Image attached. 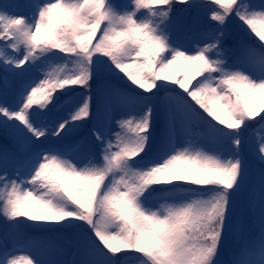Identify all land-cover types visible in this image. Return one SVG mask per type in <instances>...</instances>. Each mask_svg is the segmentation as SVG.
Masks as SVG:
<instances>
[{
  "label": "snow or ice",
  "instance_id": "6c2138e0",
  "mask_svg": "<svg viewBox=\"0 0 264 264\" xmlns=\"http://www.w3.org/2000/svg\"><path fill=\"white\" fill-rule=\"evenodd\" d=\"M177 4L214 25L191 50L172 39ZM27 6H0V264H264V137L255 177L242 152L264 126V0ZM21 226L69 231L72 258L18 255Z\"/></svg>",
  "mask_w": 264,
  "mask_h": 264
},
{
  "label": "trees",
  "instance_id": "16d2710c",
  "mask_svg": "<svg viewBox=\"0 0 264 264\" xmlns=\"http://www.w3.org/2000/svg\"><path fill=\"white\" fill-rule=\"evenodd\" d=\"M5 1H15V0H0V6H2V4L5 3ZM16 1L19 2V5L21 6V8H22V10L26 16L31 14V9L27 6L30 3V0H16ZM115 2L116 3H123L124 0H115ZM244 2L247 3L248 0H244ZM256 2L259 3V2H261V0H256ZM183 8H184L183 5L177 4L176 7L173 9L172 16H173L174 20L176 21L175 22L176 27H175L174 33L172 30L171 35H172L173 40L175 39L176 41H180V42L186 41V42H188V45H191V43H196L197 39L195 40V37H192V38H188L187 36L183 37L185 32L187 33L188 30L191 31V29H196L199 23H201L202 25L204 24L205 27L210 26V24L212 25V27H214V25L209 20L202 21V19H200V14L198 17L196 15V16H193L191 18H187V14L189 13V10H187L181 16L178 15V17H177L178 10L183 9ZM0 10H2V9H0ZM184 10H186V9H183V11ZM180 12H182V11H180ZM176 17H177V19H176ZM194 17L197 18V23L195 24V26H193ZM227 28H228V31L232 34V37L234 40L240 39L238 37H241V36L237 35V33H233V31L230 30V27L227 26ZM237 32L242 36L244 35L243 32L241 31V27L238 28ZM186 33H185V35H186ZM234 34H236V35H234ZM181 36L183 37V39L185 38V40H182ZM62 63H63V61L60 60L58 57H50L48 61L44 62V65L46 67H48V65H56V64H62ZM31 72L32 71L25 73L23 79H31L32 77H35L37 75V74H32ZM33 73H34V71H33ZM105 79L110 80L111 78L108 77L107 74L102 73L101 78L93 83V93H92V109H93V112L95 111V106H96V96H95L96 83H100ZM133 87H135V86H133ZM159 95L161 97H163L165 95V91H162ZM77 97L78 98H76V99L80 98L79 96H77ZM8 102H12L11 99ZM63 110H65V109H61L59 111L62 116H63V114H62ZM59 112H57V114H59ZM53 114L54 113H51L50 115H52V117H53ZM205 115H207V114L205 113ZM209 119H211V118L209 117ZM52 123H54V120H52ZM261 127H263V126H261L258 123H250L248 128H246L245 131L242 133V135H243L242 138H243L244 133L247 130L246 135H245V143L242 147V150H243L242 152L244 153L245 157L249 161L250 175L252 177H255V175H256V163H255L253 157L250 155L249 145H254L257 142V139L263 134V131H261L262 130ZM87 130H88V126L85 125L81 134H83L84 132H87ZM158 135H159V127L157 126L156 136L158 137ZM244 148H246L248 150L245 151ZM12 178H15L14 174L12 175ZM0 187H2V182H0ZM159 201H163V200H159ZM169 202H178V201H169ZM236 206H237V210H239L241 207H244L246 209V207H247L246 191L244 193H241L240 195H238L236 197ZM19 231L21 233V239L26 237V239H28L30 242H32L29 244V246L27 248V252L29 250H33V251L35 250V248H34L35 246H33L34 238H36L37 240L39 239L43 242V249H51L55 246V242H60V243H62V245L65 243L67 246L69 238H71L73 236V234L67 230L57 231V230H53V229H41V228L27 227V226H21ZM234 239H235V237L230 239V241H229L230 246H231V243L233 242ZM133 257H134L133 260L135 262H137L138 264H142V257L140 254H136ZM226 258H227V255H225V259Z\"/></svg>",
  "mask_w": 264,
  "mask_h": 264
},
{
  "label": "rangeland",
  "instance_id": "374dc122",
  "mask_svg": "<svg viewBox=\"0 0 264 264\" xmlns=\"http://www.w3.org/2000/svg\"><path fill=\"white\" fill-rule=\"evenodd\" d=\"M4 4H7V5H9V8H8V12L9 13H18V14H20V15H22V16H26L25 14H24V12H23V10H22V8H21V6L19 5V2H17L16 0L15 1H5V3H3L2 5H4ZM184 9V8H183ZM183 9H180V10H178V13H177V17H178V15H182V14H184L187 10H184L183 11ZM176 10V11H177ZM180 11H182V12H180ZM197 14L195 13V12H193V11H190L189 10V13L187 14V18H191V17H193V16H196ZM177 17H176V19H177ZM200 19H202V21H207L208 19H207V17H206V14L205 13H200ZM175 27H176V25L174 24L173 25V27H172V30H173V33H174V30H175ZM228 27H230V30H232L233 31V33H237V35H239V36H241L242 37V35H240L238 32H237V30H238V28L240 27V23L238 22V21H236V20H231V21H229V23H228ZM214 27H212V25L210 24V26L209 27H205V25L203 24H201V23H199L198 24V26H197V28L196 29H191V34L192 35H194V37H197V42L196 43H200V44H202L204 41H203V39L201 38V36H200V32H201V30H207L208 31V34L210 35V33H211V30L213 29ZM187 31V30H186ZM186 33V32H185ZM185 33H184V36L183 37H186V35H185ZM234 35H236V34H234ZM183 37L181 36V39L182 40H185V38L183 39ZM241 37H238V38H241ZM173 42L174 43H177V44H180V45H183L184 47H186V48H188L189 50H191L194 46H195V44L196 43H191V45H188V42H186V41H183V43H178V42H180V41H176L175 39L173 40ZM213 58H215V56H214V54H213ZM43 67H44V70L45 71H47L48 70V67H46L45 65H43ZM32 74H36L35 72L33 73V71L31 72ZM33 78V77H32ZM76 98H78V97H76ZM80 99V98H79ZM79 99H77V100H79ZM54 113V112H53ZM63 115L65 114V110H63V113H62ZM60 117V116H62L61 115V113L59 112V114H57V112H55L54 113V115H53V120H54V122H55V120H56V118H58V117ZM50 118V117H49ZM49 122L50 123H52V121H50L49 120ZM263 130V134L257 139V142L262 138V137H264V128L262 129ZM114 133H115V131H118V129H116V128H114ZM245 131V129L243 130V132ZM246 132H247V130H246ZM246 132L244 133V137H243V140L245 141V135H246ZM243 136V135H242ZM111 139H112V141H113V144L115 145V135L113 134V136L111 137ZM186 144V141H183V140H178L177 141V146L179 147V146H184ZM250 146V145H249ZM243 147V146H242ZM245 149V151H247L248 149H246V148H244ZM243 151V150H242ZM165 201H154L153 203L155 204V206H159V204L160 203H164ZM179 202V201H178ZM3 221V217L2 216H0V222H2ZM70 239V238H69ZM32 243V242H31ZM33 246H35L34 248H35V250L34 251H39L44 257H46V258H58V259H69L70 258V252H69V248H70V246H69V241H68V245L66 246V244L64 243L63 245H62V243H60V242H55V246L53 247V248H51V249H43V242L41 241V240H37L36 238H34V240H33ZM24 252H26V251H20V252H18L17 254L18 255H22V254H25ZM134 257H129V258H127V259H125L124 261H121V264H138L137 262H135L134 260Z\"/></svg>",
  "mask_w": 264,
  "mask_h": 264
}]
</instances>
